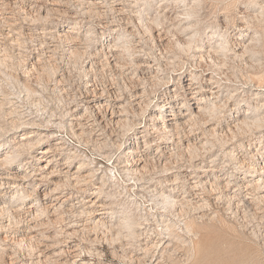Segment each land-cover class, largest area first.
Masks as SVG:
<instances>
[{
    "label": "rangeland",
    "instance_id": "obj_1",
    "mask_svg": "<svg viewBox=\"0 0 264 264\" xmlns=\"http://www.w3.org/2000/svg\"><path fill=\"white\" fill-rule=\"evenodd\" d=\"M3 1L11 8L6 9L4 19L12 17L8 22L13 27L1 25L2 31H9L13 38L5 36L0 48L1 159L13 146L11 142L19 141L24 133H35L32 140L39 142L30 151L25 149L16 163L0 166V176L13 177L12 172L18 171L26 179L22 187L4 185V192L0 190V198L6 202L0 207L13 210L0 213V264H57L50 259H58V264H77L79 260L82 264H136L139 258L146 264H264L263 193L255 192L254 199L244 194V188L236 192L250 180H258L261 176L254 166L261 168L264 164V0H62L63 6L51 5L48 0H22L24 9L20 8L21 0H0V5ZM113 6L121 9L122 15L112 10ZM175 7L181 12L179 18L165 20L164 12ZM68 32L80 37L76 45L58 39L60 33ZM114 41L123 56L119 65L109 53ZM241 42L246 49L238 45ZM134 48L137 51H132ZM144 72L149 73L148 81ZM191 75L198 76L194 82H201L204 97L211 98L206 100L221 106L216 116L207 111L204 119L212 124L192 118L196 128L193 134L204 139L202 143L199 139L194 142L206 145L188 151L184 146L192 144L189 137L175 136L173 140L180 144L173 148L178 149L166 150L170 161L161 160L171 167L166 173L156 157L163 153L147 152L151 180L141 184L122 170L126 165L122 154L137 142V134L143 135L147 124L152 127V115L160 113L159 106L166 104L168 96L178 93V99L183 100ZM211 77L220 82L219 94L211 95L212 90H218ZM95 92L102 98H96ZM135 93L149 104L139 106L143 100L136 99ZM216 95L219 98L213 100ZM117 99H121L117 105L127 110L122 114L126 121L115 126L98 102L113 103ZM177 110L183 114L187 107ZM79 113L87 118L82 122L88 121L85 129H79L73 120ZM247 115L261 121L260 126L251 123L244 128L242 120ZM92 124L100 129V137L90 132ZM221 127L226 128L225 132ZM187 128L189 131L192 126ZM142 139H138L141 145ZM59 141L63 145L57 144ZM46 147L53 150L48 158L34 160L33 156ZM70 151L75 153L68 168L71 173L83 165V174L92 169L98 179L66 183L67 187L60 189L64 192L61 196L74 195L72 203L56 215H33L30 207L45 203L43 194L55 188L51 181H66L65 154ZM50 157L63 165L55 169V175L49 174L52 169L39 175L37 169L44 167ZM28 161L31 163L27 165ZM224 178L237 184L229 193L234 197L231 200L226 196L218 199L215 186ZM99 185L103 186L99 198L115 214L108 219L112 231L96 229L94 216L87 214L90 204L86 200L95 199ZM27 191L31 199L24 197ZM173 192L180 201L185 196L198 197L199 204H205L206 215L189 211L178 218L180 206L170 213L165 201ZM21 204L24 215L16 212ZM71 204L75 209H69ZM123 221L135 224L129 229ZM187 226H192V233H188ZM133 230L136 235L130 236ZM73 249L81 252L77 260L71 255Z\"/></svg>",
    "mask_w": 264,
    "mask_h": 264
},
{
    "label": "bare ground",
    "instance_id": "obj_2",
    "mask_svg": "<svg viewBox=\"0 0 264 264\" xmlns=\"http://www.w3.org/2000/svg\"><path fill=\"white\" fill-rule=\"evenodd\" d=\"M49 1V4H51V5H56V6H59V5H62L61 3H62V0H48ZM63 1H65V0H63ZM180 2L181 1H184V0H179ZM180 2H177V4H180ZM1 3V2H0ZM18 3V2H17ZM23 1L21 0L20 2H19V5H20V8L21 9H24V7L26 6H22L23 5ZM65 3V2H64ZM8 5V6H7ZM162 5H164V4H162ZM181 5V4H180ZM5 6V7H4ZM63 6V5H62ZM181 6H179V8H180ZM179 8L178 7H175V8H173V9H171V10H166L165 12H164V17H165V20L166 19H170V20H177V18H179V14L181 13L180 12V10H179ZM263 8V7H262ZM6 9H11L10 8V6H9V3H7L6 4V2L5 1H3V3L0 5V48L2 47V46H4L3 44H2V40L4 41L5 40V36H7L9 39H10V35H11V33L8 31V33H4V31H2V27H1V25H7V26H9V27H13V25H12V23L11 24H9V22H8V19L10 20H13V18L12 17H7V21L4 19V13H5V11H6ZM165 9V8H164ZM112 10H114L115 12H117V14L119 13L120 15H122V13H121V9H119V8H116L115 6H113L112 7ZM22 11V10H21ZM164 11V10H163ZM189 11V10H188ZM10 13H12V12H10ZM102 13V12H101ZM29 14V13H28ZM185 14V13H184ZM124 15V14H123ZM186 15H188L187 17H185V19L186 20H188V18H190L189 17V13L187 14L186 13ZM73 16V15H72ZM175 16V17H174ZM251 16V15H250ZM120 21H122V20H120ZM76 22V21H75ZM77 24V23H76ZM14 25H15V23H14ZM227 25V24H226ZM11 29H13V28H11ZM159 29V28H158ZM12 31V30H11ZM66 31V30H65ZM68 31V30H67ZM132 31V30H131ZM163 31H164V29H163ZM73 33V32H72ZM60 36H59V40L61 39V40H65V41H69L72 45H76L77 43V41L80 39V37L79 36H77V35H72L70 32H68V33H60L59 34ZM160 35L161 34H159V37H160ZM11 38H13V37H11ZM7 41H9V40H7ZM12 42V41H11ZM115 42V41H114ZM129 42V41H128ZM76 43V44H75ZM235 43V42H234ZM115 44V45H114ZM113 45L114 46H112L111 47V51L109 52L110 53V55H111V58H113V61H115V63H116V65H119L120 64V60L122 59V57L119 55V52H118V48L116 49V42L114 43ZM110 45L111 44H108V47L110 48ZM238 45L241 47V48H244V49H246L247 48V46L245 47L244 46V44L241 42V43H238ZM103 46V45H102ZM126 46V44L124 45V47ZM133 47V46H132ZM234 47V46H233ZM4 48V47H3ZM89 49V48H88ZM223 49H228L226 46H223ZM2 50V49H1ZM77 50H79V48H77ZM130 50V49H129ZM212 50V49H211ZM211 50H209V52L211 53ZM230 50H234V49H230ZM132 51H137L136 50V48H134V49H132ZM52 52V51H51ZM76 52V51H75ZM123 52V51H122ZM77 54H80L81 55V53H83L84 54V52L82 51V52H80V51H77L76 52ZM214 54H215V52H214ZM104 55V54H103ZM106 55V54H105ZM104 55V56H105ZM136 55V54H135ZM208 55H210V54H208ZM138 56V55H137ZM203 56V55H202ZM217 56V55H216ZM204 57V56H203ZM100 58V57H99ZM105 59V58H104ZM202 60V59H201ZM97 61V60H96ZM99 61V60H98ZM100 62H102V61H100ZM200 62H202V61H200ZM97 63V62H96ZM122 63V62H121ZM39 64V63H38ZM37 63H36V65H38ZM98 64H100V63H98ZM110 64V63H109ZM101 65H102V63H101ZM199 65H201V64H199ZM110 66V65H109ZM142 66V65H141ZM115 67H117V66H115ZM205 67V66H204ZM202 69V68H201ZM207 70V69H206ZM205 72V71H204ZM145 73V80H147L148 81V78H147V74H149L148 72H144ZM144 75V74H143ZM196 79H198V76H195V75H191V83L188 85V86H186V88H185V90H184V97H183V100L181 99V101H180V99H178V93L176 94V93H173L172 95H170V96H168L167 98L168 99H166V101H165V105H164V102H163V105L161 104L159 107H160V113L159 114H157V115H152V117H151V120H152V122H153V124H152V127H151V125L150 124H147L145 127H146V129H145V131L143 132V135H141V134H137V138H136V140H137V142H134V144H133V146L132 147H130V148H128L127 150H125L124 151V154H122V155H124L125 156V161H126V165L123 167V169L122 170H125L127 173H128V175H130V176H132L133 177V179L135 180V181H140V182H142L141 184H145L146 182L145 181H148V180H151V177H150V172H151V170H150V172L149 171H147V166L149 165V164H147L148 162L146 161V159H148L147 158V156H148V153L149 152H151L152 150L154 151V150H156L155 152L156 153H158V151H160V152H162L163 153V155H160V156H156L157 158H158V161L160 162V164L164 167V172L166 173V172H168V171H170L171 170V167H169L168 165L169 164H162V159H169V161H170V157L168 158L167 156H166V150H169V151H171L172 149L174 150V149H178V147H175V148H173V146H175L176 144H177V146H178V143L176 142L177 140H173L174 139V137L175 136H179V135H181V134H183L184 136L183 137H185V138H188L189 137V141L191 142L192 141V144L191 143H187V144H185V146H184V148H186L185 150H191L192 152H193V150L194 149H196V150H198V149H201V147H204L205 145H206V143L203 145H201L200 144V146H197L198 144H197V142L195 143L194 142V140H200V143H202V141L204 140H201L200 138V136H197V134H193L194 133V129H196L195 128V126L193 125V123H192V121H193V119L192 118H203V121H202V123L204 122V118H205V116H207V111H210V114L211 115H215L216 116V112L220 109V107L221 106H219L216 102H213V104H211L210 102H208L206 99L208 98H205L204 96V90H203V88L204 87H202V86H199L200 85V83L201 82H198V81H195L194 82V80H196ZM212 80H214V82L215 83H217V86H215V89H218V88H220V82L219 81H217V79L216 78H214V77H211L210 78V81H212ZM140 81V80H139ZM146 81V82H147ZM207 90V89H206ZM205 90V91H206ZM94 91H96L95 89H94ZM102 93V92H101ZM220 93V90L218 89V90H212V92H211V95H215V94H219ZM169 95V94H168ZM110 96V95H109ZM95 97L96 98H102V94H99L98 92H95ZM115 97H118V95L117 96H115ZM121 98V97H120ZM135 98L136 99H140V98H142V100H143V97L141 96V95H138V93H135ZM164 98V97H163ZM170 98H171V101H170ZM215 98H219V96L218 95H216V97H213L212 99L214 100ZM116 99V98H115ZM208 99H211V98H208ZM99 100V99H98ZM95 101V100H94ZM119 101H121V99L119 100V99H117V100H114L113 101V103L111 102V101H109L108 103H106V101H99L98 103H99V108L100 109H102L103 111H104V115H105V117L107 116V114H110L111 115V117L112 118H110L111 119V124H115V126L117 125H120L122 122H125V121H123L122 120V117H123V115L122 114H124V112L127 110V108L125 107V106H118L117 105V103L119 102ZM130 101V100H129ZM164 101V100H163ZM170 101V102H169ZM147 103L148 102V104H149V101H147V100H143L142 102L140 101V102H138V105L140 104V103H142V105L144 106V104L143 103ZM137 104V103H136ZM147 104V105H148ZM179 104V106L178 107H176V105H178ZM198 105L197 107H195V108H193L192 107V105ZM263 104V103H262ZM87 105V104H86ZM130 105V104H129ZM141 105V104H140ZM139 105V106H140ZM93 106V105H92ZM142 106V107H143ZM184 106H186L187 107V112H185V113H183V114H181L180 113V111L181 110H177L178 108H182V107H184ZM223 106V105H222ZM91 107V106H90ZM158 107V108H159ZM256 107H259L258 105L256 106ZM120 109V110H116V109ZM177 108V109H176ZM113 109V110H112ZM136 109V108H135ZM140 109H141V107H140ZM110 110H112V112H110ZM236 110V109H235ZM189 111V112H188ZM98 112V111H97ZM103 113V112H102ZM165 114V115H164ZM119 115V116H118ZM103 117V116H102ZM114 117H117V120H115L114 119ZM256 117V116H255ZM211 118V117H210ZM254 119V121L253 122H250L249 120L250 119ZM73 120H76L77 121V124H78V126L80 127L79 129H85L84 127H87V125H88V121L86 122V123H82V122H84V121H86L87 120V118L85 117V115L84 114H81V113H79V114H76L75 115V118H73ZM98 120V119H97ZM202 120V119H201ZM200 120V121H201ZM206 120H207V118H206ZM205 120V121H206ZM215 120V119H214ZM160 122H162L161 124H160ZM260 122L261 121H257L254 117H250V116H245L244 117V119L242 120V124L244 125V128H247V127H250V126H252V124L251 123H253L255 126H260L259 124H260ZM132 123H133V126H136L137 125V123L134 121V119H133V121H132ZM201 123V124H202ZM206 123V125H207V123L208 124H212L210 121H209V119L205 122ZM205 123H203V124H205ZM220 123V122H219ZM218 123V124H219ZM16 124V123H15ZM239 124V122L237 123V125ZM31 126V125H30ZM95 126V124H92V126H91V129H90V132L93 134V135H95V136H97V132H99V130H98V127L97 128H95L94 127ZM100 126V125H99ZM102 126V125H101ZM192 126V128H190L191 130H189V131H186V129L185 128H187V127H191ZM224 126V125H223ZM236 126V125H235ZM235 126H233V128H235ZM239 126H241V125H239ZM246 126V127H245ZM144 127V128H145ZM232 127V126H231ZM237 127V126H236ZM242 127V126H241ZM116 128V127H115ZM216 128V127H215ZM220 128V127H219ZM36 129V128H35ZM106 129H107V127H106ZM110 129V128H109ZM188 129V128H187ZM223 129H226V128H223V127H221V131L223 132L224 130ZM23 130V129H22ZM104 130V129H103ZM199 130V129H198ZM211 130V129H210ZM229 130V129H228ZM232 130V128L229 130V131H231ZM234 130V129H233ZM247 130V129H246ZM23 131H25V130H23ZM117 131V130H116ZM216 131V129L214 130V132ZM227 131V130H226ZM103 132V131H102ZM213 132V133H214ZM225 132V131H224ZM199 133V132H198ZM193 134V135H192ZM206 134H207V131H206ZM215 134V133H214ZM221 134V133H220ZM38 135V134H37ZM100 135V134H99ZM97 136V138L98 137H100V136ZM155 135H157V139L158 140H161V142L160 143H155V141L157 140L156 138H155ZM189 135V136H188ZM217 135V134H216ZM140 136V137H139ZM193 137L194 139H192V138H190V137ZM215 136V135H214ZM220 136V135H219ZM33 137H35V133H34V135H32V134H28V133H24V134H22V136H21V138L19 139V141H15V140H13L11 143H12V145L13 146H11L10 147V151L8 152V154L6 155V157L5 158H2L1 159V156H0V166H2V165H10L11 163H16V161L17 160H19V158L21 157V155H22V152L25 150V149H27V150H29V149H33L35 146H37L38 145V142L39 141H34V140H32V138ZM143 138L142 140V142H143V145H141L142 143L141 142H139L138 141V139L139 138ZM179 137H181V136H179ZM178 137V138H179ZM222 137V136H221ZM100 139V138H99ZM99 139H97V140H99ZM175 139H177V137H175ZM192 139V140H191ZM169 140H172L171 142H169ZM179 141V140H178ZM188 141V142H189ZM57 144H62L63 145V142L62 141H59ZM180 144V143H179ZM233 144V143H232ZM3 146H4V144H1V140H0V152H1V149L3 148ZM141 147H143L145 150L144 151H142L141 150ZM181 147V146H180ZM179 147V148H180ZM203 149V148H202ZM184 150V151H185ZM26 151V150H25ZM30 151V150H29ZM169 151H167V153H169ZM53 152V150H52V147H46V148H43L41 151H39V155L38 156H33V158H34V160H36V161H40V160H42V158H48V156H49V154H51ZM148 152V153H147ZM172 152V151H171ZM176 152H178V150L176 151ZM211 152V151H210ZM203 153H205V151L203 152ZM74 152H72V151H70L69 153H67V154H65V159L67 160L66 162H64V164L66 165L67 163V166H66V169H65V179H66V181H64L63 183H61V181L59 180V179H54V181L52 180L51 181V184L52 185H55V188H53V189H51V191H46L44 194H43V201H46L45 203H43V202H40L38 205L39 206H36V205H34V206H32V207H30L32 210H30L29 212L30 213H32L33 215H35V212H42V213H50V212H52V213H57V212H59V211H61V209L63 210V208H64V206L65 205H68V204H70V203H72V201L75 199L74 198V195H72V194H70V195H68V196H61L62 195V193H64V192H61L60 191V189H62L63 187L65 188V186L67 187V185H66V183L67 184H69V185H74V184H76L75 182H81V181H88V179H91V180H94V179H98V178H96L97 176V174H95L94 173V170H90V172L89 173H86V174H83L84 172L82 171L83 170V165H79L78 166V170L77 171H75V172H73V173H71V171L68 169L69 167H70V163H73L74 162ZM172 154V153H171ZM194 154V153H193ZM31 155V154H30ZM40 155H42V157H39ZM159 155V154H158ZM182 156V155H181ZM208 156V155H207ZM238 156V155H237ZM29 157V156H28ZM54 157V156H53ZM53 157H50L49 159H48V162H47V164L44 166V167H40V168H38L37 170H39L41 173L39 174V175H44L45 173H47V170H50V169H52V171L49 173L50 175H55V173L56 172H58V171H56L55 169H57V167L58 166H60L58 163H57V161L59 160V159H53ZM192 157L194 158V155H192ZM203 158V157H202ZM238 159V158H237ZM195 160H196V158H195ZM61 161V160H60ZM157 161V162H158ZM240 161V160H239ZM242 161V160H241ZM257 161H260V160H257ZM255 162V163H258V162ZM159 162H158V165H159ZM174 162H176V161H174ZM27 163V165L28 164H30L31 162L30 161H28V162H26ZM83 163H86L85 161L83 162ZM150 163H151V161H150ZM243 163H245L244 162V160H243ZM262 163V162H261ZM203 164V163H202ZM63 165V164H62ZM242 165V164H241ZM256 165V164H255ZM31 166V165H30ZM207 166V165H206ZM247 166V165H246ZM260 166V165H259ZM162 167V168H163ZM196 167H200V169H202V166H199V165H196ZM32 168V167H31ZM249 168H251V167H249ZM258 168V169H257ZM256 168V166H254V169H256L255 170V172H257L258 173V175H260L261 177L260 178H258V180H250V184H248V185H245L244 187H240V188H238L237 190H236V192L237 191H239V190H242L243 188L245 189V192L246 193H244V194H249V195H252L253 196V198L255 199V197H254V193L256 192L257 193V195H258V192L259 193H263V195L261 196V199H264V187H263V185H264V180H263V178H262V175H264V164H263V166L261 167V168H259V167H257ZM90 169V168H89ZM36 170V169H35ZM149 170V169H148ZM220 170V169H219ZM203 171H205V170H203ZM119 172H120V170H119ZM254 172V171H253ZM13 173V177H10L9 175V177H7V176H0V190H3V192H4V189H6V188H10L11 186L13 187V188H18L19 186H23V184H24V182H22V181H25L26 179L22 176V177H20V175H19V173H18V171H13L12 172ZM247 173V172H246ZM33 174H34V172H33ZM169 174H171V173H169ZM169 174H167V176L169 175ZM207 174V173H206ZM245 174V173H244ZM31 176H32V174H31ZM34 177H36V176H34ZM38 177V176H37ZM45 177V176H44ZM43 177V178H44ZM46 177H49V176H47L46 175ZM177 177V176H176ZM199 177H205V176H199ZM257 177V176H256ZM197 179V178H196ZM177 180V179H176ZM176 180H173V182H175ZM37 181V180H36ZM218 183L221 181L220 180V178H217V180H216ZM262 181H263V183H262ZM65 183V184H64ZM168 183V182H167ZM193 183H195V182H193ZM192 183V184H193ZM16 184H17V186H16ZM87 184V183H86ZM195 184H197V183H195ZM220 184H221V186H220ZM219 185H217V186H215L216 187V189L219 191V196L220 197H218V199H222L224 196H226V198L225 199H229V200H231V199H233L232 197H230V195L231 194H229L230 193V191H231V189H233L234 187L235 188H237L236 186H237V184H234L233 182H232V179H229V178H224L223 179V181L220 183ZM7 186L6 188H4V187H2V186ZM172 185H174V184H172ZM83 186V185H82ZM214 186V184H212V186L211 187H213ZM74 187V186H73ZM195 188L197 187V186H194ZM97 188V190L95 191V193L94 194H96V196L94 197L95 199H88V200H86V202L87 203H89L90 204V206H89V208H90V210L87 212V214L89 213V214H92V216H94V218H93V221L96 223V229H99V227H102V229H108V231H112V228H113V226L111 225V224H109L108 222V219H109V217L110 218H113V216L115 215L114 214V211H113V209H111V208H109L108 207V205H107V203L106 202H104V200L102 199V198H99L100 196H101V193H102V191H103V186L102 185H99V186H97L96 187ZM174 188V187H173ZM197 189V188H196ZM215 189V190H216ZM20 190V189H19ZM175 190V189H174ZM64 191V190H63ZM218 191H217V193H218ZM242 192H243V190H242ZM247 192H250V193H247ZM33 193V192H32ZM175 193L176 192H173V195H171V194H169V195H167L166 196V198H168V200H166L165 201V203H166V210H168L170 213H172V209H175V210H177V207L178 206H180V207H182V211H181V213L180 212H178V213H180V214H178L177 216H178V218H181L182 216H185L186 214H188L189 213V211L190 212H198L199 214H202L204 211H205V204L204 203H201V204H199V202L200 201H197V199H198V197H196V196H194V198H192V199H188V197H190V196H185L181 201L180 200H178L177 199V196L175 195ZM185 193H187V191L185 192ZM185 193H184V195H185ZM240 193V192H239ZM93 194V195H94ZM233 194V193H232ZM5 195V194H4ZM24 197H29L30 199H31V194H30V192H26V193H24ZM236 195V194H235ZM243 195V194H242ZM42 196V195H41ZM170 196H172V198L170 197ZM193 196V195H192ZM245 198V197H244ZM251 198V197H250ZM172 199V200H171ZM238 199V198H237ZM25 201V200H24ZM35 201V200H34ZM40 201H42V200H40ZM233 201V200H232ZM239 201V200H238ZM26 202V201H25ZM82 202V201H81ZM74 203V202H73ZM1 204H6V202H5V199L2 197V198H0V206H1ZM72 205V204H71ZM24 204H21L19 207L20 208H18V210H16V212L18 213V212H21V211H23V209H25L24 207ZM110 206V205H109ZM237 206H238V204H237ZM236 206V207H237ZM4 207H5V205H4ZM22 207H23V209H22ZM26 207V206H25ZM98 207H101V208H99L98 209ZM75 209V207L72 205V206H70L69 205V209ZM188 210H187V209ZM3 210L4 211H10L11 209L10 208H7V209H2L1 207H0V213H2L3 212ZM186 210H187V212H186ZM12 212H13V210H11ZM27 211V210H26ZM15 212V213H16ZM72 212V211H71ZM22 213V212H21ZM25 213V212H24ZM65 213V212H64ZM63 213V214H64ZM73 213V212H72ZM28 214V213H27ZM38 214V213H37ZM61 215H62V213H60ZM71 214V213H70ZM21 215H24L23 213L21 214ZM52 215V214H51ZM56 215V214H55ZM206 215V213H203L202 214V217H204ZM35 216H37V215H35ZM18 217H20V216H18ZM42 217V216H41ZM21 219L23 218V217H20ZM62 218V217H61ZM92 218V217H91ZM97 218V219H96ZM13 220V219H12ZM15 220V219H14ZM61 220V219H60ZM59 220V221H60ZM127 219H124V221H126ZM22 221H24V220H22ZM90 221V220H89ZM92 221V220H91ZM124 221H123V224L125 225L124 227H127V228H129V229H131L132 228V226H133V224H135V223H133V224H130V225H126V222L124 223ZM14 222V221H13ZM21 222V221H20ZM63 222V221H62ZM60 224V223H59ZM168 227V226H167ZM191 227L192 226H187L186 227V230L188 231V233H192L193 231H192V229H191ZM170 228V227H169ZM168 228V230L171 232L172 231V229L170 228L169 229ZM169 232V233H170ZM120 234V233H119ZM194 234V233H193ZM73 235H75V233L73 234ZM130 236L131 235H136V231L135 230H133L132 231V233H130L129 234ZM195 235V234H194ZM170 236H172V234L170 233ZM105 241V240H104ZM33 244V243H32ZM38 246H39V244H38ZM38 246H36V249L37 248H39ZM147 247V246H146ZM38 250V249H37ZM33 251H35V249L33 250ZM86 252V251H85ZM57 254V253H56ZM66 254V253H65ZM152 254V253H151ZM33 255V254H32ZM55 255V254H54ZM71 255H72V257L73 258H75V259H73V260H77V259H79L80 257H81V252L79 251V249H73L72 251H71ZM146 255V254H145ZM67 256V255H66ZM63 257V256H62ZM138 258V257H137ZM136 259V258H135ZM51 260V262L52 263H59L58 261V259H50ZM69 260V259H68ZM134 261V260H133ZM136 261L140 264H146V261L142 258V259H140L139 258V260L138 259H136ZM50 262V261H49ZM69 262V261H68ZM82 261L81 260H79L78 262H77V264H82L81 263ZM138 263H136V264H138ZM66 264V263H65ZM69 264V263H68ZM134 264V263H133Z\"/></svg>",
    "mask_w": 264,
    "mask_h": 264
}]
</instances>
